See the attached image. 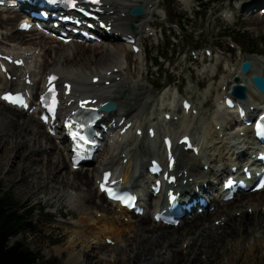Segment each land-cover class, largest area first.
<instances>
[{"label":"bare ground","instance_id":"obj_1","mask_svg":"<svg viewBox=\"0 0 264 264\" xmlns=\"http://www.w3.org/2000/svg\"><path fill=\"white\" fill-rule=\"evenodd\" d=\"M256 1L257 0H243V4L251 7ZM103 2L104 6L102 7L103 14L101 20L107 27L112 29L111 32L113 33V36H109L107 31L100 29V33H102L105 37L103 43L100 45L93 43L81 45L76 41H72L70 44L65 45L57 42L56 40L42 36L37 32L22 33L20 31H17V33L14 34L16 35L14 40L17 41L18 45H21V47H25L24 51H21V49L16 51L18 49H10L6 45L0 43V49L14 54L17 59L25 58L26 61L23 67L7 66V68L10 69V74L12 75L11 79L6 78V75L0 72V91L11 89L16 90L20 87H24L27 74H30V78L33 82L30 88L34 91L39 89L41 85L45 84L46 77L51 73L60 75L61 82L71 81L73 83L71 96H65L64 94L66 104L71 102L67 107L70 112L78 111L80 109V107H77L78 102L87 98H90L91 100V103L86 105V108L89 109L107 101L117 103V111L105 118V123L107 125L115 127L111 130V133L113 134V137L111 138L112 143L109 146L108 151L101 156V158L98 156L100 158V162L99 165L92 171V182L89 178V169L85 172H83L84 168L77 171L72 170L70 163L71 156L66 148L67 141L65 138L61 141L59 140V144H55V139L49 136L45 126L38 118H36L34 114H28L14 109L5 105L1 101L0 126L6 125V127H8V131L5 132L2 127V129L0 128V133H3V135H0V141L4 138L8 139L9 137L11 143L14 144V140L21 137L22 141H25L26 143L27 139L24 135L27 134V128L30 127V129H35L37 131V137H40V139L42 138V140L46 139V142H48L41 145L43 148H45L46 145H49V147L44 150V154L47 152H51L52 154V156H46L42 155L43 153L40 152L41 156L52 158L55 155L56 157V163L51 160L52 164L49 167H51L53 179L57 181V184L59 181L57 172L58 170L59 172H62L63 170L60 169L59 163H64L68 171L75 175V178L78 181V183H75L76 187L83 185L89 188V195L87 198L81 194L76 196H73L72 193L68 194L69 198L74 199L75 201L76 199L80 200L83 203V207L86 208L83 210L84 215L81 216L78 224L75 225L77 230L74 229V234L77 239H72L70 241L69 250H72L70 252V261H72V264H90L89 261L81 260V256L77 255L75 253L76 251H74L79 244V239H82L83 241L88 239L92 242V245H88L86 248H90L93 255H95L96 258H99L101 262L108 264H127V262L131 260H135L137 262H131L132 264H165L166 252H170L173 256V261H168L167 264H202L197 258H193V261L189 263L186 261L184 253L188 252L189 243L190 245L194 244V246L196 243H200L198 247H192L194 250L196 249V251H193L192 249L189 256L190 258L194 252V255L196 256L203 253L209 254V251L212 250L213 251L211 253L220 254L221 250L224 255H230L232 249L235 247L234 237L237 236V229L235 226L239 223V219H237L238 216L241 217L243 214L251 215V213H255L252 214V217L254 218V221L258 222V227L261 228L257 229V226H253L252 229L254 231L260 230L261 232H264V197L263 199L259 198L260 196H264V190L260 193L249 192L240 199H236L234 202H222L221 200H215L211 197V195L207 196V194L208 190L216 188L214 184L215 181H217L216 179H220L228 172L230 163H232V159L230 160L228 155L235 150L249 151L251 149V147L245 145L248 143L247 138L242 139L240 137L232 139L230 137L232 134L230 131L234 128L231 126V123L228 122V115H230L233 119H237L238 115L235 111L232 112L227 109L225 105V98L229 96L232 87L238 84L235 81V78L239 77V83L244 84L248 89V98L249 96L253 98L248 105L255 106L258 109L259 107L264 108V95L260 94L255 89L251 81L253 75L264 76V59L249 57L243 53L241 48H239L240 53L237 56L232 54L227 56L224 54L223 50L218 54L216 58L217 61H222L225 64L224 71L225 73H229V75L220 85V89L224 91L225 96L223 97V95H219L217 98V110L215 111V117L211 122L206 121L209 127V133L206 137L207 143L205 146H202V150H208L212 147L214 148L217 144H223V149L219 152V154L213 153L209 155L210 157H213L214 155L216 156L213 160L215 164L210 166V164H212V160H210L211 158L206 162H203L201 154L199 155L200 157H195L192 152H184V146L178 144V141L183 136L187 134L190 135V125L197 120L199 115H194V111L198 112L197 106L193 107L189 113H183V110L180 109L175 113V119L168 122L165 118H163L161 123L147 128L145 135H136L137 130H143V127L146 126V109L150 104V98L147 93L140 88V84L134 81L135 76L133 72H127V69H131V67H133L132 56L130 54L123 56L124 50L122 47L112 44V41L121 40V37L123 36L134 38L138 41V37L146 30L153 31L155 29L163 28L162 30L164 31V23L161 20H157L156 13V10L161 8L162 2L157 0H103ZM135 5H143L146 11L144 17L130 16L129 12ZM242 8L243 5L241 9ZM12 14L13 13L11 11L8 13H0V26L3 21L4 22L2 24L5 26L14 25L17 21V17H12ZM132 26H134V29H132ZM12 36L13 35H11V37ZM11 37L8 36V38ZM99 37H101L100 34ZM8 38L6 39L8 40ZM107 48H111L112 51L121 50L122 58L119 57L118 59L115 56L116 54L107 51ZM29 51H33L32 54L29 53ZM144 53L145 50L141 49V53L138 55ZM75 56H81L83 58L82 61L77 63L74 59ZM28 58L31 60L30 66H26ZM33 58H37V60L40 61L38 66L34 67L32 65ZM50 59L52 62L54 60L55 61L50 64ZM145 60L146 56L143 57V61ZM245 60H250L253 64L250 73L247 75L243 74L240 70L241 63ZM257 62L261 64L260 67L259 64L256 66ZM131 71L133 70L131 69ZM224 71L221 73H224ZM217 77L218 75L208 76L207 80L212 81L217 79ZM95 78L100 79L97 84L92 82ZM245 78L248 79L247 82H244ZM107 81L110 82L109 86H106L105 84ZM126 89H130V93H127L125 97H122L121 93ZM75 99L78 100L75 101ZM95 99L97 100L96 104L93 103V100ZM176 101L177 100L174 97V102ZM129 102L132 103L129 104ZM177 108L178 107L175 106L176 110ZM122 119L124 120V123L120 124ZM224 125L230 127V130L224 128ZM218 126H220V128H218ZM124 127L129 128L125 135L120 133V130ZM163 127L172 137H174V141L176 143L175 153L178 154L177 164L174 169V174L178 177V184L176 186H170V188L180 189L182 188V183L184 182H186V186H184L185 188H190L192 185L198 186L199 193L203 197H208L210 207L213 208L214 211L212 212V210H207L205 213L199 214V207H197L194 210V213L182 220L177 227L172 225H161L156 223L153 220V217L150 218L146 215L142 217L131 216L128 212L110 203L98 191V180L100 179L102 173L107 170L112 171L113 168L119 166L122 169L121 173H123L125 180L126 176L128 177L130 175L133 167H137L139 173L138 181L142 183L145 189H147L148 178L146 176L145 168L149 163V159L152 157L150 156L146 158V160L138 158L134 159L132 155V148H130L131 145H127V142L132 141L139 148L142 144H151L156 149L153 157L157 155L165 162V151L162 143ZM18 128L22 129L20 133H13L11 130L15 129L17 131ZM133 128L135 129L134 134L131 132ZM151 128L156 129L155 132L157 134L154 139H150L148 134V130ZM171 128H173V130ZM212 130L214 131L212 132ZM245 132L248 139L252 137L250 128L245 129ZM215 134L216 136H214ZM36 140L37 142L39 141V139ZM51 142L54 146L52 150H50ZM16 147L18 146L15 145V148ZM31 147H33V145ZM7 148H12L10 143H8ZM31 151H34V149ZM219 155H224V158H227L230 162L226 161L220 163V161H216ZM35 156L36 154L31 159L40 165L41 160L34 159ZM3 158L4 159H0V167L4 166L6 161L11 159L10 157ZM14 159H16V156ZM59 160L61 161L59 162ZM205 165H209L208 172L205 171ZM222 166L225 168L223 170H218L220 167L222 168ZM240 166L242 168L243 165ZM209 174L212 177H216L214 178L215 180H212ZM61 185L63 192L66 195L71 187L68 183L62 182ZM205 185H208V188H206L207 190H205ZM92 194L99 199L101 204L97 205L92 201L90 197ZM162 198L163 197L160 194L156 198L152 199V201H161ZM237 201H239V203H237ZM243 209L246 210L243 212ZM249 209H252L250 213L248 211ZM218 212L221 213L217 215ZM235 212H238L239 214H235ZM259 212L261 213L260 215L256 214ZM126 217L128 218L126 219ZM73 218L75 219L76 217ZM211 218L215 219L212 221V225L206 226V222ZM215 221H219L218 226L215 224ZM250 222L251 221H248V223ZM150 223L154 225V227L148 232L152 233L154 236V239L150 240V242L160 244L161 249L159 251H147L143 246L146 242L144 239L141 241L142 246L137 244L136 241L140 238L138 236L139 233L144 235L148 226L147 224L150 226ZM226 225H228L227 230H225ZM237 228H241V224H239ZM181 229L183 231H181ZM179 230L181 233L183 232L181 235L177 232ZM132 232L134 233L133 236ZM124 233H128V235H124ZM239 235L242 236V234ZM175 236H182L184 237L183 240L189 239V236H193V238L188 241V246L186 245L184 249L183 247L181 248V242L179 246L180 250L173 251V248L178 247L171 239ZM133 237H135L136 240L133 239ZM246 237L248 236H244V242L246 241ZM102 239L105 241L103 242ZM106 240H112V244H107ZM228 244H232L230 249L227 248ZM164 246L165 249H163ZM214 247L217 249H214ZM139 248L141 250L140 252L138 251ZM163 250H165V252H163ZM199 250L202 253H196ZM246 250L248 252L253 251L251 247H245L242 249V252L245 253ZM125 254H128L129 259L122 260L121 257ZM235 261L236 260L231 258V262L229 264H233Z\"/></svg>","mask_w":264,"mask_h":264},{"label":"rangeland","instance_id":"obj_2","mask_svg":"<svg viewBox=\"0 0 264 264\" xmlns=\"http://www.w3.org/2000/svg\"><path fill=\"white\" fill-rule=\"evenodd\" d=\"M157 1L162 2L161 8L156 10L157 20H161L165 27L164 31L161 28L157 29L156 32H148L146 30L138 37V41L145 50L144 54L133 55L129 47L125 46L126 43L120 40L112 41V44L122 47L124 50L123 56L126 54L132 56L133 67L131 69L133 71L127 69V72H133L135 76L134 81L140 84V88L150 98V104L146 109V125L154 126L161 123L164 114L172 112V105L177 106V109L180 110V104L183 99L192 100L194 107L197 106L198 108L199 115L197 120L190 125V134L200 145L205 146L207 143L206 137L209 133L206 121L211 122L215 117L217 98L219 95L224 96V91L220 89V85L228 77L229 73H225L224 67H222L217 79L208 81L207 78L215 74V70L219 66L216 58L222 50L227 56L230 54L237 56L240 53L239 48H241L243 53L249 57L264 59V15L261 13V9L264 8V0H257L251 7L243 4V0H198L200 2L199 7L195 2L196 0ZM242 5L243 8L241 9ZM2 23L1 25H3ZM16 33V23L7 27L0 26V43L10 49L19 50L22 47L14 40L16 36L14 34ZM11 35L13 36L11 37ZM8 36L11 38H8ZM106 50L115 53L118 59L121 57V50L112 51L111 48H107ZM207 50L215 51L214 55L210 57L206 56ZM144 56H146L145 61H143ZM204 58L206 60L205 63L203 61ZM74 59L77 63H80L83 58L75 56ZM49 61L52 64L55 60L52 62L50 59ZM153 63L157 64L158 67L152 68ZM258 64L257 62L256 66ZM260 66L261 64H259ZM222 71L224 73H221ZM163 86L166 88L158 95V89L163 88ZM127 93H130V89L123 91L121 96L125 97ZM174 97L177 100L176 102H174ZM252 100L253 98L249 96L248 103ZM131 103L129 102V104ZM1 127L5 132L8 131L6 125H1ZM171 129L173 130V128ZM11 130L13 133H20L22 131L21 128H18L17 131L15 129ZM132 133H135L134 128ZM0 135H3V133H0ZM24 137L27 139L26 143L22 141L21 137L15 139L14 144L11 143L9 137L0 141V159H4L3 157L11 158L9 161H6L4 166L0 167V193L4 196H10L17 207L23 208L26 204H30L33 208L31 209L33 213L31 231L29 230V232L11 239L10 244L22 243L34 253H39L42 256L41 264H72V261H70V252L72 250H69V245L72 239H77L74 234L75 225L78 224L81 216L84 215L83 210L86 208L83 207V203L80 200L76 199L75 201L69 198L68 194L72 193L73 196L81 194L87 198L89 188L83 185L76 187L75 183H78V181L75 175L68 171L64 163H59L60 169L63 170L62 172H59V170L57 172V177L59 178L57 184V181L53 179L51 167H49L52 164L51 160L56 163L55 155L49 158L42 157L40 154L42 152V155L52 156L51 152L44 154V150L49 145H46L45 148L41 146L47 140L37 137V131L30 129V127L27 128V134ZM36 139H39V141L37 142ZM8 143L11 144L13 149L7 148ZM55 144H59V142L55 140ZM127 144H130V148L133 149L132 155L134 159L146 160L150 156L153 157L156 151L148 143L142 144L140 148L132 142ZM15 145L18 147L15 148ZM32 145L33 147H31ZM53 148L54 146L51 142L50 150ZM32 149L34 151H31ZM222 149L223 144H217L214 148L203 150V162L211 158L212 164L210 166H213L215 164L213 160L216 156L210 157L209 155L213 153L219 154ZM107 151L108 147L101 152L99 157L101 158ZM35 154L34 159L41 160L40 165L31 159ZM224 155H219L216 161H220V163L229 162L227 158H224ZM15 156L16 159H14ZM99 157L95 163L84 168L83 172L89 169L90 179L93 169L99 165ZM207 166L209 168V165ZM224 168L222 166L221 170ZM62 182L68 183L72 188L68 190L66 195L63 192ZM90 197L95 204H101L94 194ZM263 197L260 196L259 198L263 199ZM40 209L44 211H38ZM245 210L243 209L242 211L244 212ZM251 210H248L249 213ZM220 213L218 212L217 215ZM236 213L239 214L238 212ZM252 214L255 213H251V215L243 214L241 217H237L239 223L235 226L237 229V236L234 237L235 247L232 249L230 255H224L221 250L220 254L211 253L212 250L209 251V254L203 253L196 256L194 252L190 258L189 256L194 244L190 245L189 243L188 246V241L193 236H189V239L186 240H183L184 237L182 236L172 237L171 239L178 246L172 250H180L179 246L181 242V248L183 247L184 249L187 245L188 250H186L188 252L184 253V257L188 263L193 261V258H197L202 264H229L231 258H233L236 260L233 264H264V232L252 229L253 226H257V229L261 228L258 227V222L254 221ZM256 214L260 215L261 213ZM72 216L76 218L74 219ZM146 216L151 218V214L149 213ZM214 220V218L208 220L206 226L212 225V221ZM248 221L251 222L248 223ZM215 224L218 226L219 221H215ZM239 224H241V228H237ZM147 225L149 226V224ZM148 226L144 235L139 233L138 236L140 238L136 240L133 237V239L140 246H142L141 241L143 239L146 240L143 246L147 251H159L161 249L160 244L150 242V240L154 239V236L152 233H148L154 225L150 223V226ZM227 228L228 225H226L225 230ZM181 231L183 230L181 229ZM181 231H177L179 235L183 233ZM126 234L128 235V233ZM126 234L124 233V235ZM133 234L132 232V236ZM239 234H242V236ZM244 236H248L245 242ZM78 243L74 251H76L77 255L81 256V260L89 261L90 264H108L101 262L99 258L93 255L90 248H86L88 245H92V242L88 239L84 241L79 239ZM106 243L108 244V240H106ZM199 244L196 243L194 247H198ZM231 246L232 244H228L227 248L230 249ZM245 247H251L253 251L248 252L246 250L245 253L242 252V249ZM140 248L138 249L139 252L141 251ZM163 249H165V246ZM214 249L217 248L214 247ZM193 251H196V249H193ZM199 252L201 251L199 250L196 253L199 254ZM165 254V264L168 261L172 262L173 256L171 253L166 252ZM121 259H129L128 254L122 256ZM131 262L137 263L135 260H131L127 264H132Z\"/></svg>","mask_w":264,"mask_h":264},{"label":"trees","instance_id":"obj_3","mask_svg":"<svg viewBox=\"0 0 264 264\" xmlns=\"http://www.w3.org/2000/svg\"><path fill=\"white\" fill-rule=\"evenodd\" d=\"M31 209L30 204L17 207L10 196L0 193V264H41L39 253H34L22 243L10 244L11 239L31 231Z\"/></svg>","mask_w":264,"mask_h":264},{"label":"water","instance_id":"obj_4","mask_svg":"<svg viewBox=\"0 0 264 264\" xmlns=\"http://www.w3.org/2000/svg\"><path fill=\"white\" fill-rule=\"evenodd\" d=\"M144 14H145V11H144L142 6L131 11L132 16H142ZM251 68H252V63L248 60L244 61L241 64V71L244 74H249L251 71ZM235 80L238 84H236L233 87V90H232L233 95L242 99V100L247 99V87L245 85L239 83V81H240L239 78H236ZM251 81H252L254 87L260 93L264 94V76L253 75L251 78ZM116 109H117V105L114 103H108L102 107V110H104L106 112L116 111Z\"/></svg>","mask_w":264,"mask_h":264},{"label":"snow or ice","instance_id":"obj_5","mask_svg":"<svg viewBox=\"0 0 264 264\" xmlns=\"http://www.w3.org/2000/svg\"><path fill=\"white\" fill-rule=\"evenodd\" d=\"M97 2H98V0H97ZM5 99H9V98H8V97H5ZM13 102L15 103V101H13ZM102 190H104V189H103V186H102Z\"/></svg>","mask_w":264,"mask_h":264}]
</instances>
